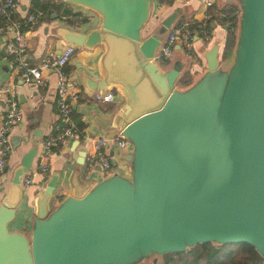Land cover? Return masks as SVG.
I'll use <instances>...</instances> for the list:
<instances>
[{"label":"water","instance_id":"1","mask_svg":"<svg viewBox=\"0 0 264 264\" xmlns=\"http://www.w3.org/2000/svg\"><path fill=\"white\" fill-rule=\"evenodd\" d=\"M61 1L99 17L86 32L59 25L55 33L74 50L100 46L98 77L81 80L120 96L95 122L129 141L128 174L69 177L53 209L58 175L45 174L29 230L10 229L17 208L28 209L21 178L35 148L27 150L0 197V264H139L204 242L247 243L264 260V0H235L229 63L213 43L205 70L183 88L174 85L181 60L163 67L153 58L180 7L143 34L152 0ZM83 156L81 149L77 164Z\"/></svg>","mask_w":264,"mask_h":264},{"label":"crops","instance_id":"2","mask_svg":"<svg viewBox=\"0 0 264 264\" xmlns=\"http://www.w3.org/2000/svg\"><path fill=\"white\" fill-rule=\"evenodd\" d=\"M227 0H211V3H223ZM235 3V0H230ZM18 7L15 9L17 15H24L32 8L33 0H17ZM158 0H152L150 16L144 25L143 34L150 32L161 19L169 15L176 7H180L181 13L186 17L201 19L207 8L203 0H174L171 4H161L157 7ZM69 4V3H67ZM73 11H78L87 19L84 22H77V17L71 16L67 19L64 16L54 13L55 16H43L41 20L25 32L27 43V58L30 63H38L48 51H59L66 42L62 41L55 33V28L59 25L67 28L78 27L79 31L86 32L91 27L99 23V17L88 9L69 4ZM209 36L206 40L202 37L193 36L192 44L189 49L174 44L172 58L164 64L168 67L172 60L178 58L182 62L181 71L188 69L191 82L195 80L206 66L205 51L213 43H217V58H220L222 44L226 35V29L223 24L212 23ZM4 41V32L0 29V87L4 82H11L14 85L15 95L21 110V117L13 125L9 132L10 150L6 158V174L4 180H0V197L5 191L7 179L12 169L18 165L22 155L30 148H35L31 158V182L22 184V204L27 205L23 213L21 208H17L14 219L9 223L10 229L30 228L31 214L30 204L35 192L41 189L45 183L44 177L51 174L58 175L57 184L49 198L48 206L53 209L70 191L69 177L76 175L84 181L96 182L104 177L103 173L97 167L85 168L84 161L77 164L79 152L84 149L81 139L86 135L91 137L97 134H111L112 130H103L96 125L97 116L107 118L120 103L121 98L115 92L114 99L111 101H96L92 95L96 91L89 90L81 80V76L89 74L97 78L96 57L100 52V46L96 45L91 49H75L65 64V70L68 74V83L72 92L76 93L75 100L71 106L79 113L81 120L85 123L83 134L81 136L68 137L61 139V147L57 150H51L49 156V169L47 172L37 171L35 168V158L40 149L41 141L50 135L52 128L57 127L58 116L54 109V75L44 72V83H38L34 79L24 82L16 76L11 67L9 58L2 51ZM230 61H220L227 65ZM160 64V63H159ZM180 71V72H181ZM113 90V89H112ZM3 99L0 94V121L2 118ZM87 145V144H86ZM85 149L87 147L85 146ZM128 149H119L110 145L109 153L114 163V169L111 173L118 172L123 175L128 174V164L125 161L124 152ZM36 170V171H35ZM106 176V175H105ZM164 259L161 255H153L139 264H163Z\"/></svg>","mask_w":264,"mask_h":264},{"label":"built area","instance_id":"3","mask_svg":"<svg viewBox=\"0 0 264 264\" xmlns=\"http://www.w3.org/2000/svg\"><path fill=\"white\" fill-rule=\"evenodd\" d=\"M174 0H172L173 2ZM206 7L210 6L211 0H203ZM163 2H158L157 7ZM166 4V3H163ZM18 7L17 0H0V15L8 21L4 26V41L2 51L9 58L13 73L22 81L29 82L34 79L38 83H44V72L54 75V109L62 124L61 131L57 133L59 139L75 137L77 133L73 130V119L71 117V103L76 98L68 83V74L65 71V64L74 46L66 43L59 51H48L45 56L35 64L27 58V43L25 32L33 27L38 19L33 13H26L20 17H9L10 12ZM179 27H170L159 41L153 58L159 63L160 60L172 58L174 44L188 48L192 44L193 36L190 33H182L179 36ZM0 94L3 99L2 118L0 121V180L5 177L6 158L10 150L9 132L12 125L21 117V110L15 95L14 85L11 82H4L0 87ZM115 91L105 89L93 93L92 98L96 101H111L114 99ZM58 127V126H57ZM56 127V128H57ZM84 156L83 161L90 167H97L103 175L110 174L114 169V163L109 153L110 145L119 149L130 150L129 141L118 132L111 134H97L91 137L86 135L81 139ZM53 138H45L41 141L40 149L35 158L37 171L47 172L49 169V156ZM87 144V145H86ZM85 146L87 149H85ZM35 170V171H36ZM6 178V177H5ZM31 182V171L28 169L21 178L22 184ZM163 264H170L164 262Z\"/></svg>","mask_w":264,"mask_h":264},{"label":"trees","instance_id":"4","mask_svg":"<svg viewBox=\"0 0 264 264\" xmlns=\"http://www.w3.org/2000/svg\"><path fill=\"white\" fill-rule=\"evenodd\" d=\"M166 4H171L172 0H158ZM51 12H56L64 16L65 19L71 16L77 17V22H84L87 18L82 16L80 12L73 11L71 6L61 0H33L32 8L27 13H33L38 20L43 16H48ZM14 10L10 12L9 17H20ZM238 6L237 3L230 0L223 1V3H212L208 6L201 19L197 20L193 17H186L183 13L176 15L171 23V28L179 27V36L182 33H190L192 36L202 37L206 40L209 36L212 23H219L226 25V35L222 44L220 53V61H226L227 57H231L235 31L237 26ZM7 19L0 15V29L4 32V26ZM228 58V59H229ZM162 63V62H161ZM66 71V70H65ZM191 83L190 72L188 69L181 71L174 83L177 87H185ZM71 117L73 119V130L78 136L83 134L85 123L81 120L79 113L71 106ZM57 128H52L50 135L47 138H53L54 144L51 150L55 151L61 147V139L57 133L61 131L62 124L58 118ZM85 168H90L84 163ZM105 176V175H104ZM164 262L170 264H264L254 248L247 243H213L204 242L197 243L191 247H187L183 251L166 253L161 255Z\"/></svg>","mask_w":264,"mask_h":264},{"label":"rangeland","instance_id":"5","mask_svg":"<svg viewBox=\"0 0 264 264\" xmlns=\"http://www.w3.org/2000/svg\"><path fill=\"white\" fill-rule=\"evenodd\" d=\"M234 47V46H233ZM190 47H188V48H186V49H189ZM230 56V55H229ZM229 56L227 57V60H228V58H229ZM170 60V59H169ZM162 62V63H161ZM164 62H166V60H160L159 61V63H160V65L161 64H164ZM176 86V85H175ZM177 87V86H176ZM179 88H182V87H179Z\"/></svg>","mask_w":264,"mask_h":264}]
</instances>
